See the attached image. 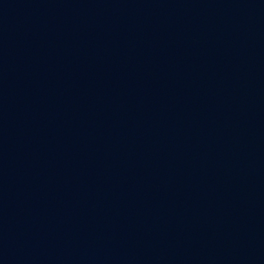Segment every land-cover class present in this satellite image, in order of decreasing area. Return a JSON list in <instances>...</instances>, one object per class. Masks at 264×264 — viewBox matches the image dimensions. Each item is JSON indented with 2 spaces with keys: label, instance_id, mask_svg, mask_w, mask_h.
<instances>
[{
  "label": "water",
  "instance_id": "95a60500",
  "mask_svg": "<svg viewBox=\"0 0 264 264\" xmlns=\"http://www.w3.org/2000/svg\"><path fill=\"white\" fill-rule=\"evenodd\" d=\"M0 264H264V0H0Z\"/></svg>",
  "mask_w": 264,
  "mask_h": 264
}]
</instances>
